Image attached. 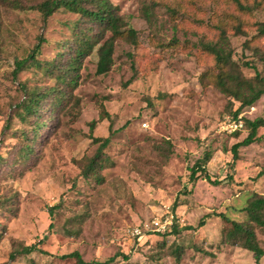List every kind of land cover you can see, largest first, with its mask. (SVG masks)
Listing matches in <instances>:
<instances>
[{
	"label": "rangeland",
	"instance_id": "obj_1",
	"mask_svg": "<svg viewBox=\"0 0 264 264\" xmlns=\"http://www.w3.org/2000/svg\"><path fill=\"white\" fill-rule=\"evenodd\" d=\"M108 1L138 33V47L118 41L106 75L97 74V48L82 59L75 86L62 85L69 100L51 117L43 113L40 122L48 126L33 145L34 156L12 174L17 149L28 144L16 132L33 129L14 117L23 99L22 84L42 93L56 86L36 68L15 78L16 60L27 58L43 38L38 60L63 66L69 53L63 46L89 24L65 10L44 23L35 11L0 3V264H61L56 258L73 252L91 264L113 257L110 264H256L250 252L222 242V229L230 232L231 227L216 215L240 220L238 210L253 191L264 193V176L258 175L264 169V127L259 141L241 148L240 160L234 162L231 148L248 132L242 130L238 137L226 127L240 105L201 80L214 63L200 50L201 43L218 41L212 24L234 9L219 0ZM250 21L264 23V9ZM73 23L79 27L71 30ZM247 28L244 35L228 34L234 59L251 62L264 76V62L253 51L264 52V37L253 39L257 31ZM173 40L179 45L169 46ZM250 40L251 49L245 47ZM243 72L255 75V70ZM46 105L43 112L51 109ZM102 116L109 119L98 122L91 133V123ZM240 117L264 120V98ZM92 136L111 138L104 151L108 160L98 170L100 181L82 175L99 147ZM168 141L172 147L166 157L157 147L166 148ZM207 154L212 155L206 170L210 181L198 171V180L191 182ZM167 211L174 215L178 234H148L140 242L132 235L134 228ZM206 214L211 217L199 228ZM257 233L264 248V231ZM33 245L53 257L18 253ZM176 247L182 250L180 260L173 255Z\"/></svg>",
	"mask_w": 264,
	"mask_h": 264
},
{
	"label": "trees",
	"instance_id": "obj_2",
	"mask_svg": "<svg viewBox=\"0 0 264 264\" xmlns=\"http://www.w3.org/2000/svg\"><path fill=\"white\" fill-rule=\"evenodd\" d=\"M23 1L24 0H0V3L8 4L19 10L35 11L40 15L44 23H47L60 10H65L66 12L80 16V20H84L89 26L87 29H81L82 32L75 33L74 37L70 39V44H65L63 46L64 49L68 48L69 52L63 66L58 65L55 61L43 63L38 60L41 43H44L43 38H41L40 43L27 58L16 60V68L13 72L15 78L22 70L36 68L44 72L52 80L56 81V86L47 89L46 92L42 93L38 89L30 90L26 84H22L23 99L16 105L14 117H18L25 124L33 125V129L30 133H27L25 130L16 132L17 138L22 139L20 140L22 142L28 141V144H21L20 148L17 149V153L11 163L12 168L9 171L10 174L16 173L19 166H27L34 156L33 145L39 141L41 138L40 133L48 126L46 123L40 122L43 113H46L47 118H49L51 117V112L63 109V104L67 99L69 100V97L67 90H63L62 85L69 87L75 86V78L77 77L76 73L82 66L81 62L83 58L97 48L99 58L97 74L106 75L114 65L113 55L118 41H125L135 48L138 47V33L131 28L121 16L117 15L116 8H113L108 0H42L35 5H25ZM219 1H222L225 5L231 6L234 9V12H232V14L226 13L222 18L218 17L216 24H212V28L219 33L217 42L210 41L201 43L200 50L202 53L210 56L214 62L212 67L202 74L201 80L204 86L211 85L228 99L239 103L240 106L233 113V118L238 119L244 109L253 107L264 98V76L258 72L251 62L240 63L234 59L235 52L228 34L234 33L235 35H244V29L246 27L249 29L254 27L257 31V36H254L253 39L264 37V23H252L250 21L256 11L264 9V0ZM143 14L148 19L150 14L147 8L143 11ZM173 15H177V11L174 12ZM90 25H93V27ZM96 26L98 27L97 34L94 30V27ZM78 27L79 24L77 23L69 25L71 30ZM107 34H110V37L106 39ZM102 41H104V43H102ZM172 42L173 43H169V46L179 45L177 40H173ZM251 43V40L248 41L245 44V47L251 49ZM253 51L255 56L258 57L261 62H264V52L259 48H254ZM62 56L63 55L60 54V57ZM245 68L255 70V75L247 77L243 72ZM67 79L69 80L68 82H66ZM47 103L50 104L48 107L51 109L50 111L47 110L48 112H43L47 107ZM106 118L109 119L108 116H102L99 121L92 122L91 133H93L97 123L102 122ZM242 121L244 123L243 130L248 132V136L242 142L235 144L231 148L234 162L240 160L239 150L241 148L249 147L259 141L257 136L258 131L264 127L263 119L252 121L242 118ZM239 132H235L238 137ZM30 135H32V137H30ZM91 139L93 144H99V147L95 155L89 159V164L84 168L82 173L84 177L90 175H93L94 177L98 176V170L102 169L103 163L108 160L104 151L111 144L110 137L95 138L92 136ZM167 143L168 145L166 148L163 149L158 146L157 149L164 151L166 153L165 156L169 157L172 144L169 143V141ZM211 159L212 155L207 154L202 162L197 163L196 170H193L191 174V182L195 183L198 180L199 176L197 175L200 172L205 176V180H209L206 170ZM3 164L4 158L0 156V168ZM258 175L259 177L264 176V169L261 170ZM100 180L101 179L97 177V181ZM221 183L222 182H217L215 185H222L223 183ZM176 205L174 206V210L176 209ZM58 208L59 205H56L52 208V211H56ZM238 212L241 217L240 220L232 219L223 213L216 215V217L220 218L223 223H226L231 227L230 232H226L224 228L222 229V242L232 247H240L250 252L255 263L262 264L261 261L264 258V248L258 238L257 232L264 231V194L253 191L248 197L246 205L240 208ZM210 217L211 214H206L200 221L198 227H205L206 219ZM185 229L191 230L192 227H187ZM178 233V226L174 225L169 233L158 235L171 236ZM37 252L47 257H53L48 252L39 249L37 245L22 247L18 253L20 255H30ZM173 253V255L177 257V260H180L182 250H180L179 247H176ZM14 257L15 254L12 255V258ZM123 258L126 260L129 259L128 256H123ZM56 259H58L61 264H65L69 260H73L75 264H91L85 262L78 252L66 254ZM114 261L115 258L113 257L103 264H110ZM52 264H54V262Z\"/></svg>",
	"mask_w": 264,
	"mask_h": 264
},
{
	"label": "built area",
	"instance_id": "obj_3",
	"mask_svg": "<svg viewBox=\"0 0 264 264\" xmlns=\"http://www.w3.org/2000/svg\"><path fill=\"white\" fill-rule=\"evenodd\" d=\"M243 128L244 123L241 117L238 119H228L226 131L229 133L242 131ZM166 213V216L152 220L151 222L145 223L144 225L137 226L133 229L132 235L140 242L148 234L163 235L169 233L174 226V215H172L169 211Z\"/></svg>",
	"mask_w": 264,
	"mask_h": 264
},
{
	"label": "crops",
	"instance_id": "obj_4",
	"mask_svg": "<svg viewBox=\"0 0 264 264\" xmlns=\"http://www.w3.org/2000/svg\"><path fill=\"white\" fill-rule=\"evenodd\" d=\"M261 194H264V193H262V192H260ZM241 218V217H240Z\"/></svg>",
	"mask_w": 264,
	"mask_h": 264
}]
</instances>
